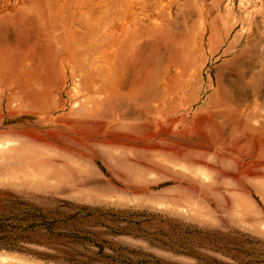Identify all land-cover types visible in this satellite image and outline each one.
<instances>
[{"label":"rangeland","instance_id":"obj_1","mask_svg":"<svg viewBox=\"0 0 264 264\" xmlns=\"http://www.w3.org/2000/svg\"><path fill=\"white\" fill-rule=\"evenodd\" d=\"M27 205L120 217L77 226L123 262L264 264V0H0V221ZM27 236L0 264L98 252Z\"/></svg>","mask_w":264,"mask_h":264},{"label":"trees","instance_id":"obj_2","mask_svg":"<svg viewBox=\"0 0 264 264\" xmlns=\"http://www.w3.org/2000/svg\"><path fill=\"white\" fill-rule=\"evenodd\" d=\"M49 214L41 212L35 207L27 205L21 210L20 215L7 220L8 223L3 224L0 221V248L17 249V243L22 240H29L27 234H35L45 237V240H63L64 243H78L87 241L98 248L95 253L96 257H86L85 260L77 259L72 253L68 257H49L62 263L67 264H132L130 262L120 261L118 257L103 254V247L96 243L95 239L85 237L84 235H95L94 233L87 232L77 226L85 220H90L94 226L107 227L108 223L119 222L122 220L120 217L103 212L99 210H91V214L85 215L81 219H76L75 216L63 217V213H58V217H49ZM76 222V224L74 223ZM120 230V231H119ZM17 232V233H16ZM117 232H127L125 229H118ZM41 233V234H40ZM36 244H41V240L30 241ZM83 256V255H79Z\"/></svg>","mask_w":264,"mask_h":264}]
</instances>
